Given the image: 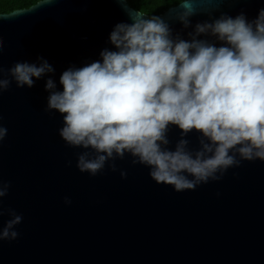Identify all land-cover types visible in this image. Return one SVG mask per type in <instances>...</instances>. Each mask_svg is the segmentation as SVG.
Wrapping results in <instances>:
<instances>
[{
  "label": "water",
  "instance_id": "obj_1",
  "mask_svg": "<svg viewBox=\"0 0 264 264\" xmlns=\"http://www.w3.org/2000/svg\"><path fill=\"white\" fill-rule=\"evenodd\" d=\"M39 2L0 12L5 70L16 62L39 65L38 57L55 69L34 77L32 88H17L13 81L0 97L8 128L0 175L11 182L0 224L11 218L9 208L23 217L15 229L19 237L0 243V264H264V161H243L222 180L183 192L157 184L128 155L116 160L115 172L107 165L95 177L78 170L77 156L85 150L68 146L59 135L63 117L44 110L46 81L53 79L62 91L65 70L101 59L104 48L115 50L111 31L117 23H131L126 9H139L117 0ZM194 7L188 28L174 5L159 16L174 37L191 40L188 33L197 23L222 14L235 18L243 12L251 22L264 0H195ZM198 39L215 41L203 34ZM198 136L186 137L190 148L199 147ZM168 138L174 149L180 130L171 127Z\"/></svg>",
  "mask_w": 264,
  "mask_h": 264
},
{
  "label": "clouds",
  "instance_id": "obj_2",
  "mask_svg": "<svg viewBox=\"0 0 264 264\" xmlns=\"http://www.w3.org/2000/svg\"><path fill=\"white\" fill-rule=\"evenodd\" d=\"M55 2L40 0L36 6ZM117 2L127 6L130 0ZM194 2L174 5L185 28L197 12ZM126 10L131 23H117L109 36L115 50L104 48L101 59L65 70L62 91L51 78L45 84L44 110L63 117L60 137L85 150L77 156L78 170L95 177L107 165L115 172L116 160L128 155L132 165L147 167L157 184L183 192L222 180L243 161H264V9L251 22L241 12L197 23L188 33L191 40L174 37L159 15ZM202 34L215 41L198 39ZM3 48L0 36V97L13 81L17 88H32L34 77L55 72L43 57L37 58L39 65L16 62L5 70ZM171 127L181 137L174 149L168 147ZM192 132L199 133L196 149L186 139ZM7 134L0 113V145ZM120 175L126 178L127 172ZM10 187L0 175V218ZM64 202L71 204L68 197ZM7 211L11 218L0 224V243L19 237L15 229L23 219L14 209Z\"/></svg>",
  "mask_w": 264,
  "mask_h": 264
},
{
  "label": "trees",
  "instance_id": "obj_3",
  "mask_svg": "<svg viewBox=\"0 0 264 264\" xmlns=\"http://www.w3.org/2000/svg\"><path fill=\"white\" fill-rule=\"evenodd\" d=\"M40 0H0V12H11L19 8H28ZM179 0H130L135 8L149 13L159 15Z\"/></svg>",
  "mask_w": 264,
  "mask_h": 264
}]
</instances>
